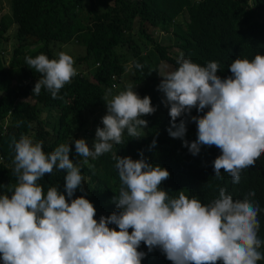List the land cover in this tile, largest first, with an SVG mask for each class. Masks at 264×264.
Listing matches in <instances>:
<instances>
[{
    "label": "clouds",
    "instance_id": "obj_1",
    "mask_svg": "<svg viewBox=\"0 0 264 264\" xmlns=\"http://www.w3.org/2000/svg\"><path fill=\"white\" fill-rule=\"evenodd\" d=\"M25 63L42 74L33 88L36 95L43 87L55 98L76 75L73 58L64 52L58 59L26 56ZM177 64L178 69L164 74L158 85L165 97L162 103L169 107V135L183 139L186 125L181 121L177 126V118L193 108L197 112L208 108L204 115L191 117L197 124V139L185 140L184 146L194 156L201 146H216L221 155L213 161L214 176L220 178L221 169L231 176L223 177L225 182L218 188L205 187L202 167L186 184L196 198L189 199L183 191L170 198L160 187L169 178L166 169L149 163L142 152L137 160L116 156L121 181L119 196L114 197L117 211L97 222L88 199H71L78 188L84 191V178L78 163L69 158L70 144L45 154L42 142L22 135L12 144L18 183L14 191L9 189L10 198L0 195L3 264H141L146 255L137 251L141 242L149 252L158 247L167 263L264 264V207L249 199L255 193L234 200L237 188L251 186L247 168L264 152V56L257 54L251 61L236 58L229 65L233 75L224 79L217 75L215 61L199 66L181 54ZM133 88L128 84L111 99V89L105 93L107 114L91 148L83 138L72 141L84 163L120 144L125 129L129 136L141 137L148 124L141 117L156 108L150 97L140 98ZM54 168L66 173L68 199L57 187H50L45 195L37 184ZM243 169L246 174L241 176Z\"/></svg>",
    "mask_w": 264,
    "mask_h": 264
},
{
    "label": "trees",
    "instance_id": "obj_2",
    "mask_svg": "<svg viewBox=\"0 0 264 264\" xmlns=\"http://www.w3.org/2000/svg\"><path fill=\"white\" fill-rule=\"evenodd\" d=\"M7 5L0 13V195L10 198L9 189L14 191L18 183L12 144L22 135L42 142L45 154L70 144L69 158L78 163L84 178V191L78 188L71 199H88L96 209L97 222L117 211L114 197L119 196L121 181L116 156L137 160L142 152L149 163L166 169L170 175L160 187L170 198H178L180 191L196 198L186 184L202 167L205 187L218 188L225 182L223 177L231 176L223 169L220 178L214 176L213 161L221 155L216 146H201L195 156L184 146L185 140L197 139V124L191 117L209 109L193 108L178 117L175 123L183 121L186 133L183 139L173 138L168 132L169 107L162 103L165 97L158 85L164 74L178 69L181 54L199 66L217 62L221 79L233 75L229 65L236 58L251 61L257 54L264 56V0H7ZM70 45L83 48L82 54L64 52L73 58L76 69L71 82L55 98L43 87L39 95L34 94L42 74L30 69L25 57L45 54L58 59ZM127 84L140 98L150 97L156 111L141 117L148 124L139 139L125 129L120 144L84 163L72 141L83 138L92 147L96 129L103 127L102 117L107 114L105 93L111 89V99ZM96 110H100L98 118H93ZM247 170L251 186L237 188L234 200L255 193L249 199L263 208L264 152ZM245 174L243 169L241 176ZM65 175L54 168L37 184L45 195L50 187H57L68 199ZM109 227L119 230L114 224ZM137 251L146 254L141 264H173L164 260L158 247L149 252L141 242Z\"/></svg>",
    "mask_w": 264,
    "mask_h": 264
},
{
    "label": "rangeland",
    "instance_id": "obj_3",
    "mask_svg": "<svg viewBox=\"0 0 264 264\" xmlns=\"http://www.w3.org/2000/svg\"><path fill=\"white\" fill-rule=\"evenodd\" d=\"M2 9H5V10L8 9L7 0H0V13L2 12ZM68 49L74 54H80V53L82 54L83 53V48H82V46H79V45L67 46L64 51L62 50V52H66V51H68ZM127 71H129V65L126 67V72ZM101 111H103V110H101ZM99 112H100V110H96V112H93L92 113L94 116L93 118H95V117L98 118L97 113H99ZM91 120H93V119L91 118Z\"/></svg>",
    "mask_w": 264,
    "mask_h": 264
}]
</instances>
